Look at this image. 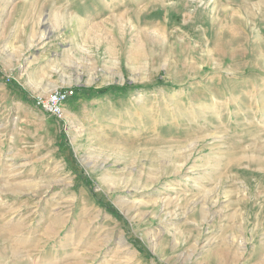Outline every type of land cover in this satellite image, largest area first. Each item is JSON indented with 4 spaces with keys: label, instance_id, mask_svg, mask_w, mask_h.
<instances>
[{
    "label": "rangeland",
    "instance_id": "rangeland-1",
    "mask_svg": "<svg viewBox=\"0 0 264 264\" xmlns=\"http://www.w3.org/2000/svg\"><path fill=\"white\" fill-rule=\"evenodd\" d=\"M0 258L264 264V0H0Z\"/></svg>",
    "mask_w": 264,
    "mask_h": 264
},
{
    "label": "built area",
    "instance_id": "built-area-1",
    "mask_svg": "<svg viewBox=\"0 0 264 264\" xmlns=\"http://www.w3.org/2000/svg\"><path fill=\"white\" fill-rule=\"evenodd\" d=\"M74 96L72 90H54L44 96H36L34 106L55 118L61 119L63 116V105Z\"/></svg>",
    "mask_w": 264,
    "mask_h": 264
},
{
    "label": "trees",
    "instance_id": "trees-1",
    "mask_svg": "<svg viewBox=\"0 0 264 264\" xmlns=\"http://www.w3.org/2000/svg\"><path fill=\"white\" fill-rule=\"evenodd\" d=\"M110 91H122V90H119V89H116V90H115V89H112V88H111Z\"/></svg>",
    "mask_w": 264,
    "mask_h": 264
},
{
    "label": "bare ground",
    "instance_id": "bare-ground-1",
    "mask_svg": "<svg viewBox=\"0 0 264 264\" xmlns=\"http://www.w3.org/2000/svg\"><path fill=\"white\" fill-rule=\"evenodd\" d=\"M51 231H52V229H51ZM14 251V250H13ZM10 252V251H9ZM11 252H12V250H11ZM13 254V253H12ZM2 258H0V260H1Z\"/></svg>",
    "mask_w": 264,
    "mask_h": 264
},
{
    "label": "crops",
    "instance_id": "crops-1",
    "mask_svg": "<svg viewBox=\"0 0 264 264\" xmlns=\"http://www.w3.org/2000/svg\"><path fill=\"white\" fill-rule=\"evenodd\" d=\"M68 102V101H67Z\"/></svg>",
    "mask_w": 264,
    "mask_h": 264
}]
</instances>
